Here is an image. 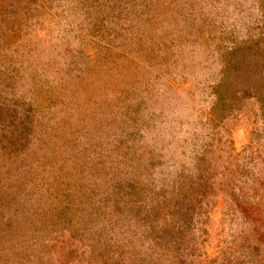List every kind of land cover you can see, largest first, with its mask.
Returning a JSON list of instances; mask_svg holds the SVG:
<instances>
[{"label": "rangeland", "instance_id": "obj_1", "mask_svg": "<svg viewBox=\"0 0 264 264\" xmlns=\"http://www.w3.org/2000/svg\"><path fill=\"white\" fill-rule=\"evenodd\" d=\"M0 264H264V0H0Z\"/></svg>", "mask_w": 264, "mask_h": 264}]
</instances>
